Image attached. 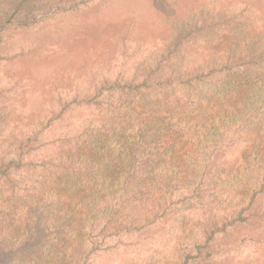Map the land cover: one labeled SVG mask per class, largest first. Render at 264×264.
<instances>
[{
    "label": "trees",
    "instance_id": "obj_1",
    "mask_svg": "<svg viewBox=\"0 0 264 264\" xmlns=\"http://www.w3.org/2000/svg\"><path fill=\"white\" fill-rule=\"evenodd\" d=\"M104 1L0 0V264H160L149 252L170 243L161 264H264V142L248 181L228 178L234 141L264 122V100L231 104L263 40L195 63L180 34L152 61L48 87L26 123L5 113L58 22Z\"/></svg>",
    "mask_w": 264,
    "mask_h": 264
},
{
    "label": "rangeland",
    "instance_id": "obj_2",
    "mask_svg": "<svg viewBox=\"0 0 264 264\" xmlns=\"http://www.w3.org/2000/svg\"><path fill=\"white\" fill-rule=\"evenodd\" d=\"M98 5L84 4L82 10L90 6V11L58 22L59 36L52 39L45 54L32 59L25 70L27 79L16 87L17 94H25L6 103L5 113L12 119L19 116L26 123L33 117L48 87L83 83L96 71L113 68L114 61L116 66L125 59L128 62L135 58L136 63L152 61L166 39L173 40L177 35L182 38L180 34L191 40L185 54L195 63L210 54L232 50L237 40L264 41V0H105ZM240 92L231 100L233 109L248 97L264 100V68L259 78L250 82V87L244 85ZM230 109L229 105L223 108L218 119L225 120ZM10 129L0 130V141L8 137ZM234 142L228 162L234 168L228 178L244 185L248 181L245 170L250 169L264 142V122ZM188 144L177 142L178 147L183 146L180 154L189 149ZM260 231L258 236L264 239V222ZM172 248V243L153 246L149 253L161 259V264Z\"/></svg>",
    "mask_w": 264,
    "mask_h": 264
}]
</instances>
